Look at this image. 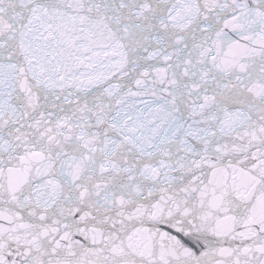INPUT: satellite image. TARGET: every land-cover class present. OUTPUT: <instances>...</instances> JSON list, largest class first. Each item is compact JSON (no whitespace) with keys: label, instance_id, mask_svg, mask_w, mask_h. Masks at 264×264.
<instances>
[{"label":"snow or ice","instance_id":"1","mask_svg":"<svg viewBox=\"0 0 264 264\" xmlns=\"http://www.w3.org/2000/svg\"><path fill=\"white\" fill-rule=\"evenodd\" d=\"M0 264H264V0H0Z\"/></svg>","mask_w":264,"mask_h":264}]
</instances>
